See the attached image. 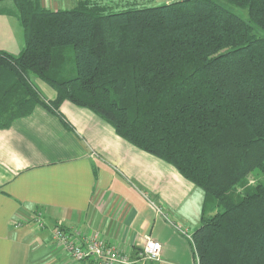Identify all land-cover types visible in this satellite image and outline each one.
Here are the masks:
<instances>
[{
	"label": "trees",
	"instance_id": "obj_1",
	"mask_svg": "<svg viewBox=\"0 0 264 264\" xmlns=\"http://www.w3.org/2000/svg\"><path fill=\"white\" fill-rule=\"evenodd\" d=\"M13 3L26 48L0 53V129L38 106L66 127L64 103L89 110L205 194L190 241L198 264H264V183L249 179L264 178V39L252 27L264 32V0H76L62 11Z\"/></svg>",
	"mask_w": 264,
	"mask_h": 264
},
{
	"label": "crops",
	"instance_id": "obj_2",
	"mask_svg": "<svg viewBox=\"0 0 264 264\" xmlns=\"http://www.w3.org/2000/svg\"><path fill=\"white\" fill-rule=\"evenodd\" d=\"M13 2L0 0V53L19 56L26 40ZM40 3L62 11L76 0ZM35 84L46 100L56 99L47 84ZM61 113L70 127L38 106L0 129V264H90L73 261L55 242L58 229L97 234L134 264H192V256L196 263L175 226L188 234L200 227L205 194L89 110L66 102ZM146 237L162 245L159 262L139 259Z\"/></svg>",
	"mask_w": 264,
	"mask_h": 264
},
{
	"label": "built area",
	"instance_id": "obj_3",
	"mask_svg": "<svg viewBox=\"0 0 264 264\" xmlns=\"http://www.w3.org/2000/svg\"><path fill=\"white\" fill-rule=\"evenodd\" d=\"M36 223L39 228H44V222L41 215L37 214ZM175 228L185 234L190 241L192 236L181 226ZM55 242L62 247L75 262H88L90 264H134L132 257L123 253L113 245L106 244L100 239V236L93 234L82 236L79 232H67L58 229L54 233ZM162 254V245L146 237L145 246L139 253V259L142 261L159 262Z\"/></svg>",
	"mask_w": 264,
	"mask_h": 264
},
{
	"label": "rangeland",
	"instance_id": "obj_4",
	"mask_svg": "<svg viewBox=\"0 0 264 264\" xmlns=\"http://www.w3.org/2000/svg\"><path fill=\"white\" fill-rule=\"evenodd\" d=\"M116 1H120L121 3L123 2H133V1H139V2H142L143 4H147V5H151V6H161V5H164V4H167V3H172V2H176V1H180V0H116ZM149 2V4H148ZM220 4L227 10H229L230 12L234 13L235 15L239 16L240 18L244 19L245 21H249V16H248V11L247 10H242V9H239L237 8L236 6H233L231 4H228L226 2H222V1H219ZM64 7V6H63ZM72 8H63V10H70ZM254 28L253 32L254 34L260 38V39H264V32L259 30L258 28H256L255 26H252ZM69 51H67L65 53V56L67 57L66 58V64L64 65L66 70H67V73H66V77H72L71 76V72L70 70H72V68L74 70H76V67H75V63H74V51L72 48H68ZM250 181L253 183V184H260V183H264V178L262 177V175L256 171L255 174H253V176H251L250 178ZM213 203V201H208L207 203V206H206V212L208 214H212L211 211H210V206L211 204ZM182 233V232H181ZM185 235V234H184ZM191 236L193 234H190ZM186 236V235H185ZM187 238V236H186ZM189 240V239H188ZM189 242V241H188ZM193 256L190 258L191 261H192V264H198L197 262L195 263L194 259H192Z\"/></svg>",
	"mask_w": 264,
	"mask_h": 264
}]
</instances>
